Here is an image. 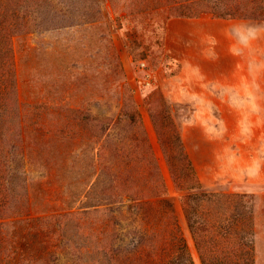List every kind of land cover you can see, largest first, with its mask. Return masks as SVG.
Returning <instances> with one entry per match:
<instances>
[{
	"label": "rangeland",
	"instance_id": "374dc122",
	"mask_svg": "<svg viewBox=\"0 0 264 264\" xmlns=\"http://www.w3.org/2000/svg\"><path fill=\"white\" fill-rule=\"evenodd\" d=\"M222 1L225 3V0H207L201 5L221 11ZM80 2L78 0L76 6L82 7ZM134 5L136 3L131 0H99L102 17L98 22H84L79 17L68 21L60 19L55 25L44 28L31 26L13 36L16 96L22 108L26 160L31 161L30 164H23L25 172L18 177V183L20 192H23L21 186L27 184L30 215L68 213L93 209L94 204L96 207L106 204L104 202L109 198L103 196L101 200L92 197L78 200L82 184L78 185L75 194L72 193L79 165L83 163L88 167L92 150L97 151L95 146L98 143L106 141L121 147V150L117 149L119 156L115 161L122 159L133 163L134 160V175L151 178L150 157L146 149L143 150L145 145L139 131L124 123H114L112 128H108L120 111V86L125 83L132 89L142 114L147 140L168 187L163 199L171 204L195 264H201L181 209L180 192L173 182L145 103L149 93L159 90L169 102L170 113L203 189L247 194L253 223L255 264H264V161H261L264 146L248 147L247 140L252 136L247 133L245 122L232 115H219L213 108H209L206 127L194 128V122L189 117L191 107L172 101L167 93L166 77L180 62L177 50L183 52V46L174 40L167 41L166 24L162 23L164 12L148 13L146 16L131 14L128 9ZM199 16L217 17L207 8ZM217 18L246 20L250 29L256 31L253 43L264 49V31L260 34L256 30L263 26L259 19L248 16ZM36 103L45 105L35 109L30 107ZM164 130L166 138L169 133L166 125ZM108 131L110 140L105 139ZM259 139H262L261 133ZM18 146L15 144V148ZM82 147L85 153L79 158L77 154ZM122 149L128 154L125 155ZM103 162L107 164L108 160ZM110 175L105 170L102 177L108 179ZM90 178L96 179L94 175ZM42 181L45 182L43 185L40 184ZM39 187L42 190H38ZM116 199L123 200L118 207L122 213L113 211L111 215L128 229L141 223L142 218L146 219L145 215L154 218L159 214L156 207L130 208L129 196ZM86 204L93 205L79 208ZM99 212L90 213V220L95 215L104 219L105 216ZM16 218L18 216L6 219ZM52 221L47 229L56 230L53 235L60 239L57 251L62 258L69 249L63 250V244L69 242L68 235L73 233L72 227L79 220L65 214ZM69 255L75 264H79L78 252Z\"/></svg>",
	"mask_w": 264,
	"mask_h": 264
},
{
	"label": "trees",
	"instance_id": "16d2710c",
	"mask_svg": "<svg viewBox=\"0 0 264 264\" xmlns=\"http://www.w3.org/2000/svg\"><path fill=\"white\" fill-rule=\"evenodd\" d=\"M206 1L131 0L139 6L134 5L128 10L142 16L162 11L165 13L162 23L166 24L170 17H196L207 8L217 17L248 16L259 19L264 26V0H225L221 11L203 7L201 4ZM76 2L78 0H0V264H75L69 253L74 255L76 252L80 255L79 264H195L171 204L163 199L168 187L147 140L142 114L132 89L125 83L120 86V111L108 128H112L114 123H124L139 131L145 145L143 150L146 149L150 157L151 178L134 175V160L133 163L122 159L115 161L119 156L117 149L121 150V147L106 141L98 143L95 146L97 151L92 150L88 167L83 163L79 165L72 193L75 194L78 185L82 184L78 200L107 197L106 204L101 207L94 204L93 209L68 213L30 215L27 184L21 186L23 192H20L18 183V177L25 172L23 164L31 161L26 160L22 108L16 96L13 36L31 26L44 28L55 25L60 19L68 21L79 17L88 23L101 19L99 0H81L82 7L76 6ZM145 103L173 182L180 192L181 209L201 264H255L253 223L247 194L204 190L165 96L159 90L152 91L146 96ZM43 105L36 103L30 107L35 109ZM163 122L169 132L166 138ZM109 134L108 131L105 139L110 140ZM15 144L19 145L18 148ZM122 152L128 154L125 149ZM84 153L82 147L77 156L80 158ZM105 170L111 173L108 179L102 177ZM92 175L96 179L91 180ZM123 196H129L130 208L156 207L158 216L150 218L145 215L146 219L142 218L138 225L129 229L123 227L111 215L113 211L122 213L118 207L123 200L116 198ZM98 211L107 221L96 215L90 220V213ZM65 214L79 222L72 227L69 242L63 244V250L69 249L61 258L57 251L60 239L53 235L56 230L47 228L53 223L52 219ZM10 216L18 218L6 219ZM123 228H127L126 231H120ZM129 235L131 238L126 239ZM111 239L114 242H108ZM113 243L117 245L113 246Z\"/></svg>",
	"mask_w": 264,
	"mask_h": 264
},
{
	"label": "crops",
	"instance_id": "0c3cea01",
	"mask_svg": "<svg viewBox=\"0 0 264 264\" xmlns=\"http://www.w3.org/2000/svg\"><path fill=\"white\" fill-rule=\"evenodd\" d=\"M249 26L242 19L170 17L167 41L181 43L183 52L177 50L180 62L166 84L172 101L191 107L194 128L206 127L209 108L216 109L245 122L254 149L264 146V49ZM256 30L263 34V26Z\"/></svg>",
	"mask_w": 264,
	"mask_h": 264
}]
</instances>
